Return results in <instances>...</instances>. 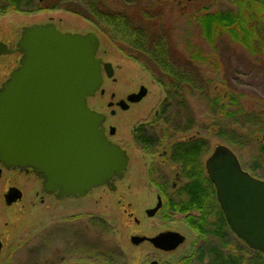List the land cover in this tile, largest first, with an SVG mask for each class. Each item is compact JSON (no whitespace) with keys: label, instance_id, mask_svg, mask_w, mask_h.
<instances>
[{"label":"rangeland","instance_id":"obj_1","mask_svg":"<svg viewBox=\"0 0 264 264\" xmlns=\"http://www.w3.org/2000/svg\"><path fill=\"white\" fill-rule=\"evenodd\" d=\"M8 1L0 0V42L9 46H15L22 28L44 23H53L63 32L83 35L91 32L98 37L97 57L112 66L114 75L113 81L105 80L101 86L105 96L101 97L99 93L95 96V110L105 114L106 126L115 128L116 134L112 140L122 148H127L131 143L130 128L152 122L153 112L162 108L166 99L164 90L155 81L157 78L134 60L136 53L130 46L121 48L115 45L107 33L92 22L61 10L30 14L15 12L8 10ZM110 1L116 9L128 2L129 8L139 10L141 7L144 12L150 10L147 18H152V22L162 26L159 29L169 51L168 62L177 69L179 75L189 80L184 94L188 100L184 113L187 112L189 116L179 114L183 109L173 108L172 117L178 116L177 120H180L178 125L174 123V128L181 130L193 126L186 133L187 137L199 133L208 138L202 161L217 146L223 145L237 156L245 170H251L255 178L264 181V163L260 159V151L264 149V57L250 56L241 46L229 43L225 36L217 39L215 51L212 52L201 39L193 19L197 8L224 11L231 8L230 3L227 0H175L162 5L159 3L162 0ZM182 8L185 9L184 13ZM195 48L200 53H210L214 60L204 67L194 64L190 58ZM17 58L19 56L13 54L0 58V86L8 79ZM141 87L147 89L144 100L130 107L128 112L111 118L106 106L109 94L113 92L117 98H124L131 93H138ZM217 90L241 97L228 109L234 114L233 118L214 117L213 122L206 123L202 118L209 111L210 94ZM188 121L190 123L187 124ZM147 161L139 151H132L129 172L125 179L116 183L115 192L99 188L84 198L64 199L61 202L49 197H43L41 202L40 194L34 198L33 190L20 186L16 173H7L3 169L0 178V242L3 245L0 264H108L103 257L114 253V250L117 253L110 264H184L185 258L201 245L197 242V234L183 225L180 215L170 223L158 217L148 220L143 210L146 205L142 206L139 195L129 194L125 189L128 179L135 176V171L138 177L141 176L140 172ZM9 184L20 188L23 199L7 207L3 196ZM94 212L95 218L103 223V227L96 224L95 234L92 223L88 222ZM134 218L139 221L138 225ZM79 220H83L84 234H61L66 226L72 224L76 228V221ZM168 230L178 231L186 238L182 246L169 253L159 252L148 243L134 246L130 242L132 237L152 238ZM224 242L228 243L229 251L243 256L245 246L236 236L226 234ZM227 249H222L224 254H227ZM192 264L197 263L192 261Z\"/></svg>","mask_w":264,"mask_h":264},{"label":"water","instance_id":"obj_2","mask_svg":"<svg viewBox=\"0 0 264 264\" xmlns=\"http://www.w3.org/2000/svg\"><path fill=\"white\" fill-rule=\"evenodd\" d=\"M98 49L94 33L63 34L53 24L23 28L15 50L0 42V57L22 55L19 67L0 87V165L33 170L44 181L45 192L58 191V200L83 198L100 186L113 190V180L126 170L125 152L105 137V116L87 106L102 86V70L113 77L112 66L96 58ZM146 95L141 87L126 103H139ZM205 170L230 231L264 255V181L243 171L223 145L206 159ZM20 198L10 189L5 205ZM145 240L165 252L185 241L167 232L152 239L132 237L131 244Z\"/></svg>","mask_w":264,"mask_h":264},{"label":"trees","instance_id":"obj_3","mask_svg":"<svg viewBox=\"0 0 264 264\" xmlns=\"http://www.w3.org/2000/svg\"><path fill=\"white\" fill-rule=\"evenodd\" d=\"M173 1L175 0H162L159 3L163 5ZM227 1L231 5L229 10L208 11L205 7L194 10L193 19L200 31L201 39L212 52L215 51L217 39L225 36L229 43L241 46L250 56L264 57V0ZM110 2V0H9L8 10L27 14L52 10L66 11L95 24L97 28L107 33L109 40L115 45H119L121 48L130 46L136 53L134 54L136 56L133 57L134 60L140 63L145 70H150L152 75L157 78L155 81L164 90L166 99L162 105L164 117L161 123H164L167 128L169 127V131L172 132L174 123L178 125V121H180L177 120L178 116L172 117L174 116L173 108L179 107L183 109L179 111L180 115L189 116L187 112L184 113L188 105L184 94L185 89H188L189 80L179 75L177 69L168 62L169 51L163 33H161L162 30L159 29L162 26L152 22V18H147L150 10L144 12L141 7L139 10L129 8L128 2L123 3L120 9H116ZM177 2H182V0H177ZM157 9L160 10L162 7ZM181 11L184 13L185 9L182 8ZM190 59L194 64L197 63L203 67L214 60L210 53H200L196 48ZM240 97L220 90L210 94L209 111L202 121L213 122L214 117L221 118L222 116L233 118L234 114L228 112V109L232 104H236ZM186 123L188 124L190 121ZM161 131L164 132V129ZM169 137L174 138V136ZM154 138H157V134ZM189 138L197 141V149L198 145L203 144L204 139H208L198 133ZM260 152V159L264 163V149H261ZM189 164L193 166V169L198 168V170L199 166H203L198 154H195V158L191 159ZM206 182V190H203L202 193L195 189L186 195L187 203L195 204L194 207L200 211L195 222L188 223L197 234V242H200L201 245L194 248L193 256L185 259L184 264H191L192 261L197 264L206 262V264H264V255L250 250L243 242L245 246L243 256L227 249L228 243L224 242L225 235L233 233L224 221L213 186L208 184V180ZM213 220L214 223L211 224ZM88 222L92 223V226L95 222V226L101 224L100 226L103 227V223L98 219H90ZM66 227L62 229L61 234L76 233V228L72 224ZM82 234H84L83 231ZM222 249H227V254H224ZM114 251V253L106 254L103 257L108 261V264L115 259L117 252Z\"/></svg>","mask_w":264,"mask_h":264},{"label":"flooded vegetation","instance_id":"obj_4","mask_svg":"<svg viewBox=\"0 0 264 264\" xmlns=\"http://www.w3.org/2000/svg\"><path fill=\"white\" fill-rule=\"evenodd\" d=\"M46 24H53V23H44V24H39V25H46ZM34 26H36V25H34ZM30 27H32V26H30ZM55 28L60 33H63V34L70 33V32H63V31L59 30L56 26H55ZM22 30H23V28H22ZM22 30H20L21 31L20 37L18 38L14 47L9 46V44H7V43L6 44L4 43L8 49H13V50L16 49L18 41L21 38ZM89 33H91V32H89ZM70 34H79V33H70ZM81 35H83V34H81ZM13 55H17V57L19 56V58H17V63L15 65L13 64L14 69H12V71L19 67V62L22 59V55L20 53L15 52V53H13ZM9 56H12V54L7 55V56H2V57H9ZM2 57H0V58H2ZM96 58H98L97 54H96ZM12 62L14 63V60H12ZM102 63H104V62H102ZM101 73H102V77H103L102 86H103L105 80H112L113 79V77L107 78V76L103 72V70ZM113 75H114V70H113ZM101 91L103 93H101ZM98 93L101 97L105 96V92L103 89H101V87H100L99 91L95 94V96ZM132 94H136V93H131L129 95H126L124 98H117V95L113 92H111L109 94V101L107 102L106 106H107V109L109 110L108 113H109L111 118H116L118 116V114H124V113L128 112L130 110V107L138 105V104H140V102H142L144 100V98H143L139 103H136V104L126 103L127 98ZM95 96L92 98H89L87 100V106L91 111L97 112V113L105 116L104 113L95 110ZM122 102H125L126 104H121ZM153 113L154 114H153L152 122L140 123L139 125L137 124V125L132 126L130 128L131 143L127 145V148H122V146L118 142L112 140V138L116 134V130L113 126H106L107 118L105 116V121L103 123L105 137L111 144L118 146L121 150H123L125 152L126 157H127L126 170L124 171L122 178H120V179L115 178L113 180V182H112L113 183V190L111 188H108L107 186H100L97 188H93L85 196H87L89 193H95V190H97L99 188H103L109 192H115L117 189L116 183L119 182L120 180L125 179L126 175L129 172V169L131 166L130 162H131L132 151H139L142 156H144L148 159V161H147L145 167H143V171L140 172L141 173L140 177H138V174L136 173L137 171H135L134 172L135 176H133V177L131 176L128 179L127 186L125 188L127 190V192L129 194L139 195L138 196L139 201H140V199H141V201H143L142 206L146 205L143 210H144L145 217L148 220L155 219L158 217V218H160L161 221H165V222L170 223L176 216L180 215L183 225H186L187 228L189 229V231L194 232L190 228V225L188 222L194 223L195 218L199 217L200 211L194 207V206H196L195 204H191V203L188 204L187 203L186 195H188L191 190H195V189H198L199 193H202V191L206 190V187H207L206 180H208L209 185L211 184V182H210V180L206 174V170H205V161L206 160H204V162L202 161L203 166H199V170H198V168L193 169V166L190 165L189 162L191 159L193 160L195 158V154H198L199 158L202 160L204 152L207 150L208 139H204L202 141L203 144L198 145V149H197V145H196L197 141L193 138L187 137V134H186V133L190 132V130H192L193 126H190L187 128H182L181 130L179 128H173V131L170 132L168 129L169 127L167 128V126L164 123H161V121L163 120V117H164L162 108L154 111ZM161 128L164 129V132L161 131L162 130ZM111 129H114V132L112 134H111ZM156 134H157V138H154V136ZM169 136H174V138H170ZM203 149H204V152H203ZM236 158H237V156H236ZM237 160H238V158H237ZM238 162H239V160H238ZM239 164H240L243 171L247 172L251 177L255 178L252 175L251 170H245L242 167L240 162H239ZM0 168H1L0 169V178H1L2 170L4 168L1 165H0ZM4 171L7 173H9V172L16 173L17 174L16 175L17 181L19 182L20 186H22L24 188L27 187L30 190H33L32 192H33L34 198H36L37 195L40 194V201L41 202H43V197H49L56 202L64 201V199H62V200L57 199L56 196L58 194V191H55L54 193L45 192L44 191V181L39 176H37L33 172V170L29 169L27 171H25V170L19 171V170H6V169H4ZM143 183H144V185L140 187V185ZM10 189H16L19 192V194L21 195L20 200H17L15 203H13L11 205V206H14V205L18 204L23 199V193L18 186L9 184L7 189L5 190V193L3 196L4 204H5V196ZM147 195H150V197L147 198L146 197ZM70 199L77 200L80 198H76V199L71 198V197L66 198V200H70ZM94 200H95V194H94ZM94 203H95V201H94ZM128 206H131V204L128 203ZM153 211H154L153 215H151L149 217L147 213H151ZM92 219L93 220L96 219L95 218V212L93 214ZM133 220H134L135 224H137V225L139 224V221L137 219L134 218ZM224 221H225V219H224ZM82 231H83V220L76 221V232L79 235H81ZM93 231L95 234V222L93 223ZM167 232L179 234L180 236H182L185 239L184 243L186 242L185 236L178 231L168 230V231L161 232L158 235L163 234V233H167ZM158 235H156V236H158ZM156 236H154V237H156ZM154 237H152V238H154ZM143 238H146V237H143ZM152 238H147V239H152ZM130 242H131V240H130ZM143 243L150 244L149 241H147V240H145ZM143 243H141V244H143ZM1 245H2V243H1ZM182 245H180V246H182ZM2 251H3V245L1 246L0 256H1ZM157 251L163 252V253H169V252H165L162 250H157ZM191 256H193V253L190 256H188L187 258H189ZM187 258H185V259H187Z\"/></svg>","mask_w":264,"mask_h":264}]
</instances>
